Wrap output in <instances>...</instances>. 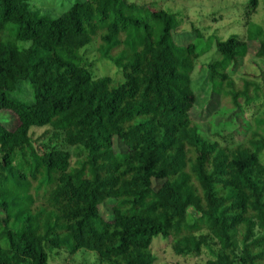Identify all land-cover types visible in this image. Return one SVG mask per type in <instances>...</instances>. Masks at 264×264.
<instances>
[{
    "label": "trees",
    "instance_id": "trees-1",
    "mask_svg": "<svg viewBox=\"0 0 264 264\" xmlns=\"http://www.w3.org/2000/svg\"><path fill=\"white\" fill-rule=\"evenodd\" d=\"M177 23L128 0H76L55 18L30 0H0V264H49L62 249L156 264L160 235L178 255L207 251L205 264H264V120L244 143H222L190 118L195 63L214 43L206 80L222 114L261 98L259 83L230 73L260 36L264 59L263 29L251 23L227 39L199 31L183 45ZM92 42L123 81L94 75L81 53ZM20 87L28 101L13 95ZM43 126L86 156L72 166L67 150L36 145L31 129Z\"/></svg>",
    "mask_w": 264,
    "mask_h": 264
},
{
    "label": "rangeland",
    "instance_id": "rangeland-1",
    "mask_svg": "<svg viewBox=\"0 0 264 264\" xmlns=\"http://www.w3.org/2000/svg\"><path fill=\"white\" fill-rule=\"evenodd\" d=\"M76 0H30L31 9L40 15L51 18L60 16ZM140 5H149L153 8H162L176 15L178 19V31L174 38L178 44L186 45L194 40L197 32L208 39L213 36L216 39H227L233 34L245 37L250 24L259 25L264 32V0H260L258 7L251 9L248 0H128ZM263 36H260V40ZM260 40L251 41L246 56L240 58L231 69L233 79L241 83L248 79L260 84L261 98L246 108L244 111L237 108L227 114H222L225 106L221 95L212 90L211 84L206 80L208 65L218 52L214 43L212 49L199 57L195 63L192 73L193 88L197 96L196 103L190 111V118L198 122L209 137L222 143H244L251 126L256 127L257 120H264V59L257 56ZM205 41H202L201 44ZM25 47L29 43L19 42ZM81 53L88 67L96 77L109 76L114 81L122 80L118 67L113 60L103 57L98 51L96 42L85 46ZM26 86V85H25ZM20 87L13 93L14 96L23 101H28L30 95ZM11 119L6 123L9 127L17 125V117L12 112L6 113ZM32 139L36 145H46L49 148L58 147L71 153L72 166L86 156L81 146H71L63 135L56 136L50 126L33 127L31 129ZM116 150L120 146L115 140ZM264 161V152L262 154ZM113 202L107 201L101 206V215L105 219L110 218ZM190 221L193 217H189ZM264 234V231L261 232ZM172 239H164L161 235L155 237L151 245V251L156 256V264H205L209 255L203 252L201 255L176 254L172 249ZM49 264H111L101 260L96 252L80 249L76 253L66 250L51 251Z\"/></svg>",
    "mask_w": 264,
    "mask_h": 264
}]
</instances>
